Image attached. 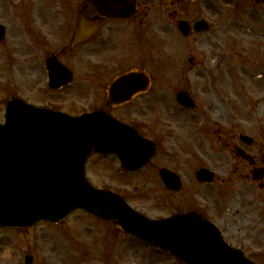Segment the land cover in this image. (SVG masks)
Wrapping results in <instances>:
<instances>
[{
  "label": "rangeland",
  "instance_id": "1",
  "mask_svg": "<svg viewBox=\"0 0 264 264\" xmlns=\"http://www.w3.org/2000/svg\"><path fill=\"white\" fill-rule=\"evenodd\" d=\"M76 2L80 0H0V23L6 27L0 44V122L4 119L6 96L16 91L19 81L27 82L30 75L26 61L17 68L14 66L18 63L15 59L18 53L22 59L31 55L21 22L26 19L25 12L32 5L33 13L39 17L36 24L45 23L61 18L60 4L73 7ZM191 17L206 19L209 30L198 36L183 37L177 29V19ZM156 23L147 29L151 34L148 41L151 48L157 45L162 59L156 55L157 63L148 62V49L144 65L157 78L143 94L142 107L137 108L139 104H135L115 108L113 112L130 124H141L140 131L148 138L179 156L178 162L192 165L165 166L179 172L186 184L189 177L195 180L197 165L204 163L197 147L205 139L204 150L210 138L230 129V122L236 120L242 126L251 124L249 131L255 126L254 105L264 98V5L256 0L193 3L181 0L178 14L163 13ZM191 56L196 62H205L202 69H207V73L215 72L213 84L202 69L189 70ZM245 66L253 70L254 77L243 70ZM35 77L40 81L43 75L35 71ZM180 89L195 100L193 109L182 108L176 102L175 95ZM80 91L65 88L60 108L78 112ZM22 95L29 99L25 90ZM243 118L249 123L243 122ZM91 160L90 157L86 166L90 183L127 197L146 216L156 218L172 212L168 204L172 202L171 190L159 182L161 166H144L130 174L121 166H91ZM228 161L230 157L216 159L218 163ZM225 167L211 168L222 176ZM241 192L245 199L251 198V209L248 206L244 210L252 211L249 216L253 223L246 235L242 229V237L248 238L239 242L246 245L245 251L251 259L264 264V214L258 211L264 210L263 191L243 184ZM26 254L33 257V264H184L169 252L147 245L111 222L80 209L57 224L40 221L30 228H0V264H23Z\"/></svg>",
  "mask_w": 264,
  "mask_h": 264
},
{
  "label": "water",
  "instance_id": "2",
  "mask_svg": "<svg viewBox=\"0 0 264 264\" xmlns=\"http://www.w3.org/2000/svg\"><path fill=\"white\" fill-rule=\"evenodd\" d=\"M86 1L90 8L81 13V23L94 13L118 17L133 13L131 0ZM179 25L183 28V21ZM134 75L112 84L111 102L126 98L117 97L120 87H125L127 95L134 91ZM176 98L182 105L192 106L186 92H179ZM92 148L115 152L130 170L140 168L153 152L148 141L104 112L73 117L8 98L5 122L0 123V226L59 221L73 209L84 208L149 244L170 250L188 264H254L194 213L149 219L118 194L90 185L84 177V163ZM161 173L168 187H177L168 171ZM197 176L211 178L206 169H200Z\"/></svg>",
  "mask_w": 264,
  "mask_h": 264
},
{
  "label": "flooded vegetation",
  "instance_id": "3",
  "mask_svg": "<svg viewBox=\"0 0 264 264\" xmlns=\"http://www.w3.org/2000/svg\"><path fill=\"white\" fill-rule=\"evenodd\" d=\"M179 1L136 0L137 12L126 19L94 15L85 19L84 23L87 27L82 33L83 39L78 41H75L74 35L79 25V13L86 9L88 4L81 0L73 7L70 4H60V19H51L39 24H36L38 15H34L29 9L25 12L26 19H22L21 22L24 24L23 31L27 35L28 50L31 55L28 54L27 58L22 59V55L19 56L18 53L16 58L18 63H14V66L17 68L18 64L22 65L21 62L26 61L30 75L27 77V82L19 81L16 84L15 95L35 105L62 110L60 105L64 100L63 91L71 87L81 90L77 100L79 111L67 112L80 114L98 107L103 108L109 84L116 76L132 69H143L142 51L146 45L148 27L153 25L156 17L161 16V10L169 16L178 14ZM193 20L195 19L190 21ZM189 35L194 33L191 31ZM132 60L134 65L131 63ZM189 62L190 70L196 71L202 69L205 63L196 62L193 56L189 58ZM58 70H64L66 73L69 71L70 75L68 83L60 88L55 87V84H60L64 77L58 74L50 77V72ZM202 70L210 82L214 83L215 72L207 73V69ZM35 71L43 75L40 81L35 77ZM24 90L29 99L22 95ZM143 94L144 92H139L130 101L112 105L106 110L110 112L112 108L114 110L135 104H139L137 107H140ZM254 111L255 126L251 131H249L250 126L246 129V125L234 124L229 131L210 138L206 143V150L202 147L206 141L197 147V152L204 160V163L197 166L213 168L227 166L224 168L225 171H221L223 175L213 169L214 177L211 182H201L189 177L185 184L182 180L180 190L169 191L172 202L168 203L174 213L193 211L200 217L212 221L220 228L227 241L243 250L246 245L242 246L239 240H247L248 237H242L241 231L244 229L243 233L246 235L247 229L251 228L253 222L249 216L252 211L244 210L248 206L251 209L252 203L249 201L251 198H248L249 200L244 198L241 192L242 185L263 191L264 201V98L254 105ZM118 118L125 120L120 116ZM134 127L140 129L141 126ZM155 143L156 151L144 166H161V168L192 166L178 162L179 156L164 150L159 142ZM219 157H230V161L226 164L218 163L216 159ZM91 166L122 165L114 154L105 155L94 150ZM159 182L162 183V180L159 179ZM253 211L256 213V210ZM258 211L260 213L263 211L264 214L261 208ZM251 216L255 217L256 214Z\"/></svg>",
  "mask_w": 264,
  "mask_h": 264
},
{
  "label": "bare ground",
  "instance_id": "4",
  "mask_svg": "<svg viewBox=\"0 0 264 264\" xmlns=\"http://www.w3.org/2000/svg\"><path fill=\"white\" fill-rule=\"evenodd\" d=\"M243 70H245L249 76L254 77V72L252 69H249V67L245 66V67H243ZM164 107H165V105H164Z\"/></svg>",
  "mask_w": 264,
  "mask_h": 264
}]
</instances>
